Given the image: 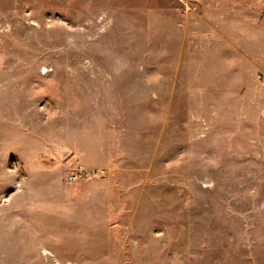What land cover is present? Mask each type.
<instances>
[{
  "label": "rangeland",
  "instance_id": "374dc122",
  "mask_svg": "<svg viewBox=\"0 0 264 264\" xmlns=\"http://www.w3.org/2000/svg\"><path fill=\"white\" fill-rule=\"evenodd\" d=\"M26 254L264 264V0H0V264Z\"/></svg>",
  "mask_w": 264,
  "mask_h": 264
},
{
  "label": "crops",
  "instance_id": "0c3cea01",
  "mask_svg": "<svg viewBox=\"0 0 264 264\" xmlns=\"http://www.w3.org/2000/svg\"><path fill=\"white\" fill-rule=\"evenodd\" d=\"M16 234H17V233H16ZM21 234H22V235H20V237H19V242H20V243H23V246H22V247L24 248V250H26V249L30 246V241H29V242H26V245H25V242H24V240H23V234H24V237H25V235H26L27 239L29 238V235L34 236L35 239L38 241V245H40L41 236H40L39 233H37L36 236L34 235V232H33V231H25L24 233L22 232ZM39 248H40V247H39ZM43 251H44V250H43ZM43 251H42V252H43ZM45 251L49 252L50 256H45V255L42 254L43 256H45V257H49V258L52 257V253H51V251H50L49 249H46ZM42 252H41V253H42ZM39 254H40V249H39ZM39 254L36 255L37 257H36L35 255L33 256V255H30V254H26V256H29V257L31 256V257L29 258L30 260L27 261V263H28V264H33V261L36 260L37 262H40V264H52L51 262H47L46 260H45L46 262H43V263H42L41 260H40ZM26 258H27V257H26Z\"/></svg>",
  "mask_w": 264,
  "mask_h": 264
},
{
  "label": "built area",
  "instance_id": "2783aa9c",
  "mask_svg": "<svg viewBox=\"0 0 264 264\" xmlns=\"http://www.w3.org/2000/svg\"><path fill=\"white\" fill-rule=\"evenodd\" d=\"M83 170L81 168H77L76 170H74L70 175H69V181H74L77 178H83Z\"/></svg>",
  "mask_w": 264,
  "mask_h": 264
}]
</instances>
